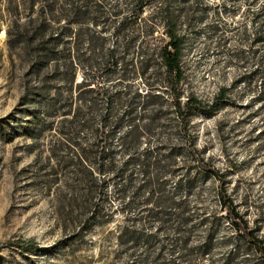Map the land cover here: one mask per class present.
<instances>
[{"label": "rangeland", "instance_id": "obj_1", "mask_svg": "<svg viewBox=\"0 0 264 264\" xmlns=\"http://www.w3.org/2000/svg\"><path fill=\"white\" fill-rule=\"evenodd\" d=\"M31 1L0 0V264H139L144 256L160 264L161 245V258L186 264L178 258V232L160 230V185L146 184L154 170L146 174L139 166L147 153L154 161L170 148L176 152L165 193L184 201L189 246L200 248L189 264H264L221 201L222 193L264 243V0H150L138 16L135 0H33L32 9ZM171 19L181 37V99L210 103L220 90L225 94L212 114L192 111L186 131L161 59ZM41 20L44 39L57 40L38 46ZM67 60L75 61V82L88 85L69 88L65 68L53 72L55 63ZM147 88L166 90L157 115ZM57 92L51 105L39 95ZM116 94L122 97L113 113L118 116L125 99L140 94L136 113L124 123L154 119L138 151L121 144L125 124L107 143L96 136L108 98ZM78 107L92 125L79 139L105 146L114 162L110 171L95 170L103 187L93 196L96 216L94 209L69 205L75 180L63 165L62 131ZM132 157L137 160L128 163ZM130 225L154 236L121 244V231ZM27 243L36 247L18 245Z\"/></svg>", "mask_w": 264, "mask_h": 264}, {"label": "trees", "instance_id": "obj_2", "mask_svg": "<svg viewBox=\"0 0 264 264\" xmlns=\"http://www.w3.org/2000/svg\"><path fill=\"white\" fill-rule=\"evenodd\" d=\"M48 2V0H42ZM70 3V0H67ZM150 0H135V9L136 15L142 13L144 6L149 3ZM34 1H31V9L34 6ZM72 14V12H70ZM79 13L75 6L73 7V14L75 15V20H79ZM46 22L45 20H41L39 25L35 29V35H40L41 41L38 42V46L43 45L46 42L56 41L57 38H48L44 39L42 36L46 30ZM167 32L168 42L166 46L161 49V59L163 66L166 71V82L170 85V90L173 91L174 96L172 100L173 108L177 114L180 115L179 126L183 131H186L188 124V116L192 111H200L204 114H212L215 110L218 109L220 103L225 99L223 90H220L219 93L212 99L210 103H204L196 97L189 95L182 100L181 92L178 90V84L182 79V71L179 60V50L181 45V37L177 36L174 31L173 20L167 24ZM52 53H47L45 56L39 57V62H45L49 59ZM75 61L67 60L63 64L55 63L52 67L53 72L56 73L60 69L65 68L64 77L67 87L73 88V86L78 87L79 89L88 85L83 82L81 79L80 82L76 83L75 76ZM92 87L88 88L86 92H92ZM165 89L160 90V92L153 91L152 89L147 88V92L145 97L150 99V101L156 105L154 108V115H157L160 111V107L163 106V102H165ZM43 93V92H42ZM39 94L40 97L46 100L47 105H51L52 102L58 99L60 93L57 92V95L52 98H47V94ZM80 93V92H79ZM77 93V94H79ZM49 97V96H48ZM79 101H82V98L78 96ZM140 98V94H135L131 97V99H125L126 109L121 115H116L114 113L116 105L122 104V97L120 94H116L115 100L112 97L108 98L107 110L106 113L103 114L100 118V127L101 133L98 130H95L96 136L99 137L103 142L107 143V141L113 136L117 131L123 128L124 124L126 130L121 138V144L124 146L126 150H134L138 151V144L140 143L141 138L143 137V133L146 130H152L154 119L149 121L142 122H134V120H127L128 123H124V117L136 113L134 104L135 100ZM115 101V102H114ZM91 108V106H90ZM160 108V109H159ZM82 110L78 107L75 113L72 115V118L67 121L66 126H64L62 134L63 142L62 145L67 149L66 159L63 160V165L69 169H72V175L74 177V182L69 184L70 188V196H69V205L73 210L86 211L90 209L93 210V214L96 216L99 214V208L93 203V196L96 193H102L103 187L102 184L96 182L95 170L100 172L110 171L113 166V158L112 151L107 149L105 146H99L98 144L87 145L82 142L80 138V134L92 127L90 118H86L82 116ZM164 124L160 125V128L163 127ZM104 130V131H103ZM188 137V136H187ZM189 138V143L193 145V140ZM83 139V138H82ZM84 141V140H83ZM176 149L170 148L166 154H160V159H156L154 161L149 160V153H147L142 160H139V166L141 171L149 174L150 170H154L151 178L148 179L146 184L150 185L157 184L160 185V197L157 199V204L160 205V230H168L172 228L175 232H178L180 237V245L178 250V258L181 261H185L186 264H189L191 261V257L194 251H200V248H193L189 246V232L185 227V223L188 219L186 216L183 207L185 206L184 201H177L171 195L165 193V185L167 183V178L170 173V169L172 166L173 158L175 155ZM54 159L56 155L53 154ZM97 160V162H96ZM136 157H132L128 160L129 162H134ZM202 167H206L203 160H200ZM127 165V163L125 164ZM204 172V171H203ZM206 172V171H205ZM220 179L222 176L215 172ZM128 184L132 181L131 174L127 177ZM160 180V184L157 182ZM143 187V186H142ZM142 187L137 188L140 189ZM125 188H121V191H124ZM221 201L222 207L227 210H230V213L233 214L234 220L233 224L238 229L242 236V241L247 244L248 247L253 248L260 255L264 256V243L262 239L258 238L253 230L249 229L247 225V221L238 214L236 211V207L231 200H228V204H226L223 194L221 193ZM72 209L70 211L72 212ZM155 212H151V214ZM72 221L74 222L73 218ZM154 236V233L145 234L141 230L137 229L134 226H125L120 234V240L123 241V238L126 237L125 241L120 242L121 244L129 243L131 246L135 244L139 240L145 238L146 240H150ZM207 243L210 242L211 237L210 234L206 237ZM22 248H30L33 249L36 247L33 243L27 244H18ZM164 245L160 246V257L157 258L160 260V264H174L173 260L166 261L161 258V253L164 251ZM157 261V259H155ZM139 264H148V259L146 256L139 258Z\"/></svg>", "mask_w": 264, "mask_h": 264}]
</instances>
